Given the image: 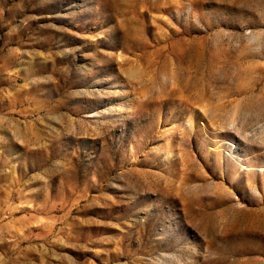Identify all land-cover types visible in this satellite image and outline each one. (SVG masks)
I'll return each mask as SVG.
<instances>
[{
  "label": "rangeland",
  "instance_id": "374dc122",
  "mask_svg": "<svg viewBox=\"0 0 264 264\" xmlns=\"http://www.w3.org/2000/svg\"><path fill=\"white\" fill-rule=\"evenodd\" d=\"M0 264H264V0H0Z\"/></svg>",
  "mask_w": 264,
  "mask_h": 264
}]
</instances>
